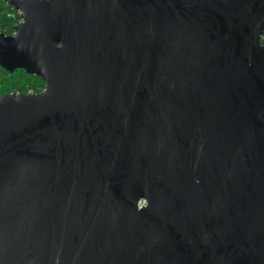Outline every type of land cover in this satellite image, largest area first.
<instances>
[{
  "label": "water",
  "instance_id": "95a60500",
  "mask_svg": "<svg viewBox=\"0 0 264 264\" xmlns=\"http://www.w3.org/2000/svg\"><path fill=\"white\" fill-rule=\"evenodd\" d=\"M0 264H264V0H8Z\"/></svg>",
  "mask_w": 264,
  "mask_h": 264
},
{
  "label": "trees",
  "instance_id": "16d2710c",
  "mask_svg": "<svg viewBox=\"0 0 264 264\" xmlns=\"http://www.w3.org/2000/svg\"><path fill=\"white\" fill-rule=\"evenodd\" d=\"M20 21V13L8 3V0H0V32L14 34L15 25ZM44 87L45 81L40 76L29 74L21 68L9 72L0 66V98L11 92H37Z\"/></svg>",
  "mask_w": 264,
  "mask_h": 264
},
{
  "label": "built area",
  "instance_id": "2783aa9c",
  "mask_svg": "<svg viewBox=\"0 0 264 264\" xmlns=\"http://www.w3.org/2000/svg\"><path fill=\"white\" fill-rule=\"evenodd\" d=\"M21 15V14H20ZM21 22V21H20ZM15 33H16V31H15ZM262 43L264 44V33H263V35H262Z\"/></svg>",
  "mask_w": 264,
  "mask_h": 264
}]
</instances>
